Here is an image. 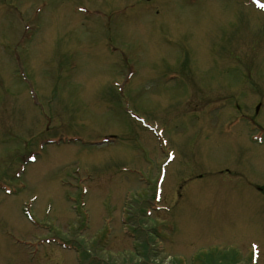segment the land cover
Segmentation results:
<instances>
[{"label": "rangeland", "instance_id": "1", "mask_svg": "<svg viewBox=\"0 0 264 264\" xmlns=\"http://www.w3.org/2000/svg\"><path fill=\"white\" fill-rule=\"evenodd\" d=\"M0 264H264L257 0H0Z\"/></svg>", "mask_w": 264, "mask_h": 264}, {"label": "snow or ice", "instance_id": "2", "mask_svg": "<svg viewBox=\"0 0 264 264\" xmlns=\"http://www.w3.org/2000/svg\"><path fill=\"white\" fill-rule=\"evenodd\" d=\"M257 6L261 7V8H264V4L260 3L259 0H257Z\"/></svg>", "mask_w": 264, "mask_h": 264}]
</instances>
